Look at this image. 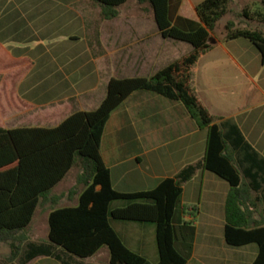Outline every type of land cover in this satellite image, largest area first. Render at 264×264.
I'll list each match as a JSON object with an SVG mask.
<instances>
[{
  "label": "crops",
  "instance_id": "crops-1",
  "mask_svg": "<svg viewBox=\"0 0 264 264\" xmlns=\"http://www.w3.org/2000/svg\"><path fill=\"white\" fill-rule=\"evenodd\" d=\"M200 1L169 0L171 23L187 31L196 29L200 21L195 5ZM87 3L0 0V49L21 61L0 69L2 122L12 115L28 122H60L74 111L93 110L111 77L150 76L192 50L186 42L161 36L144 0L125 1L112 18H104L97 6L74 7ZM233 6L231 0L217 22L222 21L219 34L213 31L208 40L212 47L192 67V85L221 125L227 153L238 166L241 192L236 203L248 209L247 219L258 221L264 219V63L250 40L226 39L224 26L233 21L239 27L264 31V14L245 11L243 18L233 17ZM82 23L90 30V40L77 36ZM13 101L23 102L22 107H15ZM206 140L207 129L198 127L180 102L138 90L111 112L100 155L111 186L120 192L151 189L166 177L184 178L176 243L188 255L186 264H252L255 243L226 242L225 205L231 187L204 166ZM192 166L196 170L189 175ZM72 189L50 195L60 196L59 207L73 206L78 195ZM127 203L114 200L109 208ZM40 208L47 221L49 202ZM109 221L128 249L150 264L157 262L154 223ZM104 263L109 264L104 246L88 258L72 260V264Z\"/></svg>",
  "mask_w": 264,
  "mask_h": 264
},
{
  "label": "trees",
  "instance_id": "trees-1",
  "mask_svg": "<svg viewBox=\"0 0 264 264\" xmlns=\"http://www.w3.org/2000/svg\"><path fill=\"white\" fill-rule=\"evenodd\" d=\"M104 18L117 15L116 7L127 0H93ZM152 11L163 38L183 41L192 50L165 65L150 76L111 77L106 93L93 110H77L53 127L0 126V244L9 247L1 264H28L37 257H49L61 264L92 256L106 247L109 264H150L143 256L128 249L110 225L109 219L151 222L155 224L158 260L155 264H186L188 255L178 249L176 240L178 202L184 178L166 177L153 188L120 192L111 186L109 171L100 155L103 129L111 112L132 92L146 90L180 102L196 125L207 129L204 166L225 179L231 190L225 210L224 235L231 246L257 245L252 264H264V219H247L248 209H240L238 166L227 153L225 134L196 95L192 85V67L198 57L212 45L208 42L219 19L228 11L231 0H201L195 5L200 25L183 30L171 23L169 0H144ZM264 5V0H261ZM225 38L243 37L259 50L264 63V31L239 27L228 21ZM0 49V69L20 64ZM17 108L23 102L13 101ZM75 165L79 166L77 183L80 191L73 206L59 207L60 196L50 195ZM189 175L196 166L189 169ZM114 200H127L110 209ZM49 202L47 236L33 241L24 231L36 212ZM239 216H241L239 218Z\"/></svg>",
  "mask_w": 264,
  "mask_h": 264
},
{
  "label": "rangeland",
  "instance_id": "rangeland-1",
  "mask_svg": "<svg viewBox=\"0 0 264 264\" xmlns=\"http://www.w3.org/2000/svg\"><path fill=\"white\" fill-rule=\"evenodd\" d=\"M90 3L87 5H79L76 4L74 7L83 8L86 6H97L93 0H89ZM234 15L233 17L243 18L244 12L248 11L251 13L261 12L264 14V5L261 3V0H234ZM83 15L85 14L83 10ZM82 15V16H83ZM264 16V15H263ZM84 18V16H83ZM221 22L216 25L214 30V35L219 34V29L221 28ZM78 37L80 39H89L90 40V30L84 24H80L78 29ZM34 41V38L31 40ZM59 122H28L24 119H15V117L9 116L5 122H2L0 119V126L5 128H13V127H32V126H42V127H53L56 126ZM80 169L78 165H75L73 168L69 170L67 175L50 191L52 193H60L61 191L67 190L69 187H73L78 189L77 183V175ZM47 221L45 217V213L42 211L41 208H38L32 218L30 224L25 227L24 231L28 233L30 240L33 241H43L46 239V232H47ZM9 254V247L5 244H0V264L4 260L5 256ZM29 264H60L58 261L49 258V257H37L32 260ZM105 264V263H104ZM189 264H195L193 262Z\"/></svg>",
  "mask_w": 264,
  "mask_h": 264
}]
</instances>
